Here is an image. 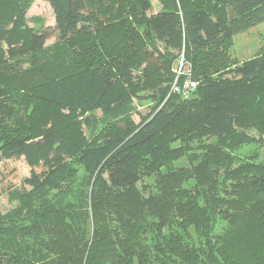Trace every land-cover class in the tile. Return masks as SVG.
Instances as JSON below:
<instances>
[{"label": "trees", "instance_id": "16d2710c", "mask_svg": "<svg viewBox=\"0 0 264 264\" xmlns=\"http://www.w3.org/2000/svg\"><path fill=\"white\" fill-rule=\"evenodd\" d=\"M33 1L0 0V264H264V0H43L51 46Z\"/></svg>", "mask_w": 264, "mask_h": 264}, {"label": "rangeland", "instance_id": "374dc122", "mask_svg": "<svg viewBox=\"0 0 264 264\" xmlns=\"http://www.w3.org/2000/svg\"><path fill=\"white\" fill-rule=\"evenodd\" d=\"M150 2L153 13H157L163 7L161 0H150ZM25 16L28 20L35 17L43 20V29L47 33L45 46H51L55 41H57V30L55 28L53 11L46 1H33L30 4ZM28 24L29 26H32L31 23L28 22ZM260 49H264V21L258 22L252 27L248 28L246 31L236 35L234 38L232 55L237 60L243 61L256 54ZM149 105L150 104L146 101L141 103L135 102L133 104L131 120L134 122V124L140 123L147 116V114H149ZM255 148H257V146L255 144H251L246 146L244 151L253 150ZM258 151L261 159L264 160V148L260 146ZM4 165L12 167L15 171V175H10V179H12L11 185L16 188L20 187L19 180L23 179L29 174V167L26 165L24 159L20 158L15 161H8L5 162ZM2 166L3 165H0V168ZM12 207L13 206L7 201L6 194L4 192L0 193V212L5 213Z\"/></svg>", "mask_w": 264, "mask_h": 264}, {"label": "built area", "instance_id": "2783aa9c", "mask_svg": "<svg viewBox=\"0 0 264 264\" xmlns=\"http://www.w3.org/2000/svg\"><path fill=\"white\" fill-rule=\"evenodd\" d=\"M188 67L189 66L184 63L183 58H180L175 65L173 71L175 72L176 79L171 86L172 93L187 97L195 89L196 84L189 78L183 79L181 83L179 81V76L186 74V72H188Z\"/></svg>", "mask_w": 264, "mask_h": 264}]
</instances>
